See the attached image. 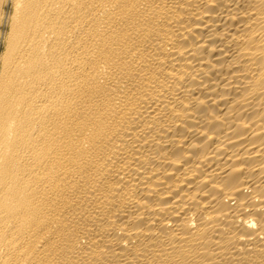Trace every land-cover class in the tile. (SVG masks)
<instances>
[{"label": "bare ground", "instance_id": "obj_1", "mask_svg": "<svg viewBox=\"0 0 264 264\" xmlns=\"http://www.w3.org/2000/svg\"><path fill=\"white\" fill-rule=\"evenodd\" d=\"M0 264H264V0H0Z\"/></svg>", "mask_w": 264, "mask_h": 264}]
</instances>
